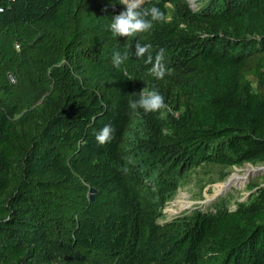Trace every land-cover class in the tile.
<instances>
[{"label":"trees","instance_id":"obj_1","mask_svg":"<svg viewBox=\"0 0 264 264\" xmlns=\"http://www.w3.org/2000/svg\"><path fill=\"white\" fill-rule=\"evenodd\" d=\"M153 5L113 37L118 0H0V264H264V188L159 222L199 166L264 163V0ZM153 89L165 108H130Z\"/></svg>","mask_w":264,"mask_h":264},{"label":"clouds","instance_id":"obj_2","mask_svg":"<svg viewBox=\"0 0 264 264\" xmlns=\"http://www.w3.org/2000/svg\"><path fill=\"white\" fill-rule=\"evenodd\" d=\"M116 0H113V4ZM120 4L126 6L125 10L119 14L111 16V22L108 25L109 31L113 37H131L138 33H143L150 30L153 22L163 19V13L156 6L143 7L144 0H118ZM150 45H141L139 42L135 44V55L137 57H144L145 53L149 51ZM127 51L121 52L114 50L112 53L113 66L119 69L127 59ZM163 57V49L157 53L155 57V65L151 69V74L157 79H162L164 76L161 60ZM147 60L152 63L153 57L151 53L148 54ZM12 84H15V79L10 78ZM129 106L131 109H143L145 112H157L165 108V101L163 96L155 89L139 93L138 100H130ZM161 118L164 113H160ZM114 129L111 125L106 124L99 130L95 131V139L99 145L111 141Z\"/></svg>","mask_w":264,"mask_h":264},{"label":"rangeland","instance_id":"obj_3","mask_svg":"<svg viewBox=\"0 0 264 264\" xmlns=\"http://www.w3.org/2000/svg\"><path fill=\"white\" fill-rule=\"evenodd\" d=\"M203 1L205 0H189L193 8L201 6ZM252 166L264 169V163L256 165L246 163L241 166L230 168L210 165L199 166L191 172L188 178L179 187L174 198L170 202H168L164 210V215L159 219V222L161 224L171 222L172 220L184 214H189L194 209L198 208L203 210H211L214 203L220 202L224 199L230 200L229 206L231 209H236L238 202L247 201L251 195L258 193L261 188H264V171L257 172L255 173L256 175H249L247 181L243 186H230L229 188L227 186L225 188V191L220 195L215 196L214 194L219 187L227 185L230 177L234 173L243 175L246 170H248ZM180 194L184 196L185 201L191 202V206L185 208L184 210H180V213H178L172 219L169 216L168 210L173 207V204L177 200L176 198Z\"/></svg>","mask_w":264,"mask_h":264},{"label":"bare ground","instance_id":"obj_4","mask_svg":"<svg viewBox=\"0 0 264 264\" xmlns=\"http://www.w3.org/2000/svg\"><path fill=\"white\" fill-rule=\"evenodd\" d=\"M260 166V165H258ZM260 171H264L263 168H258V167H251L249 168L248 170H246V172L241 175L239 173H234L230 179H229V182L227 183L226 186H221L219 187L216 192H215V196H218L220 195L221 193H223L225 191V188L228 186V188L230 186H243L245 184V182L247 181L249 175H252V174H255L257 172H260ZM256 175V174H255ZM182 192V191H180ZM176 202L173 204V207H171L168 211H169V216L170 218L173 219V217H175L178 213H180V210H184L185 208H188L191 206V202L189 201H185L184 199V196L183 195H179L177 198H176ZM188 200V199H187ZM191 201V200H190ZM194 205V204H193ZM169 218V217H168ZM167 218V219H168Z\"/></svg>","mask_w":264,"mask_h":264},{"label":"water","instance_id":"obj_5","mask_svg":"<svg viewBox=\"0 0 264 264\" xmlns=\"http://www.w3.org/2000/svg\"><path fill=\"white\" fill-rule=\"evenodd\" d=\"M91 193H92L91 199L94 200L95 199L96 190L94 188H92L91 189Z\"/></svg>","mask_w":264,"mask_h":264}]
</instances>
